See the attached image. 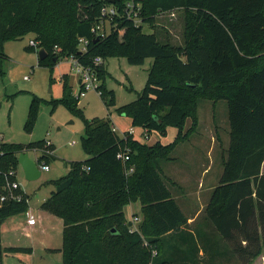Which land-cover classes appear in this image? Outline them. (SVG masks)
Listing matches in <instances>:
<instances>
[{"label": "trees", "instance_id": "1", "mask_svg": "<svg viewBox=\"0 0 264 264\" xmlns=\"http://www.w3.org/2000/svg\"><path fill=\"white\" fill-rule=\"evenodd\" d=\"M127 3L140 21L126 15ZM105 0H0V62L6 41L28 33L47 56L38 65L52 68L62 57L92 67L104 104L115 105L102 81L103 60L118 56L130 64L153 59L138 97L117 107L131 125L161 134L176 129L169 143L142 142L112 129L109 118H83L80 144L84 160H71L65 174L50 179V196L41 208L62 219V264H250L264 253V0H115L111 29L95 35L104 20ZM183 14V42H161L154 30L163 12ZM148 29V30H146ZM80 39L84 51H80ZM95 57L102 62L95 65ZM56 58V61H54ZM63 95L52 101L81 115L78 96L62 80ZM224 99L229 145L222 173L202 209L201 220L188 216L174 198L164 174L176 146L197 132L198 104ZM40 99L32 98L25 128L30 130ZM190 121L186 127L187 121ZM39 149L37 164L54 158L45 139L0 141V223L29 209V194L12 188L18 154ZM124 152L128 159L118 157ZM169 166V165H167ZM132 168V171L129 169ZM10 171L14 173L9 174ZM19 197L20 199H17ZM139 202V231H129L123 208ZM6 252L29 251L5 247Z\"/></svg>", "mask_w": 264, "mask_h": 264}, {"label": "rangeland", "instance_id": "2", "mask_svg": "<svg viewBox=\"0 0 264 264\" xmlns=\"http://www.w3.org/2000/svg\"><path fill=\"white\" fill-rule=\"evenodd\" d=\"M183 25L181 11L163 12L156 17L154 30L159 41L168 39L174 45H181ZM110 29L111 25H107V32ZM33 37L32 33H28L20 39L5 42L10 57L0 62V140L26 143L45 139L53 145L54 158L47 159L49 169H41L38 179L27 180L21 166L16 168V180L28 192L29 202L35 205L52 188V185L47 184L48 180L65 174L69 161L86 158L80 144L84 132L83 118H109L120 135L132 127L130 118L124 113H118L117 107L138 97L153 59L147 57L137 65L118 56L104 59L106 74L102 84L113 91L115 105L107 107L95 88H91L78 97L77 105L82 111L78 115L69 111L62 103L52 106V101L63 95V78L72 87V94L75 97L78 94V71L72 58L62 57L52 68L38 65L39 49H26L29 39ZM34 95L40 102L33 126L27 130L25 122ZM198 117L197 132L176 146L172 152L175 159L164 168V174L177 183L173 186L167 182V185L184 213L195 219L192 224L201 220L202 208L207 198V184L218 183L223 168L222 157L226 155L229 145L228 111L224 99L216 102L201 99ZM132 129L140 141L148 144L155 141L169 143L176 134L173 126H168L164 134L151 131L148 136H144V130L142 132L139 127L133 126ZM28 155L37 162L42 151L32 149L28 151ZM200 180L204 182L201 184ZM123 211L125 218L129 220L133 212L140 213V204L134 202L126 205ZM228 264L237 262L231 261ZM250 264H264V253Z\"/></svg>", "mask_w": 264, "mask_h": 264}, {"label": "crops", "instance_id": "3", "mask_svg": "<svg viewBox=\"0 0 264 264\" xmlns=\"http://www.w3.org/2000/svg\"><path fill=\"white\" fill-rule=\"evenodd\" d=\"M3 50L7 57H10L5 44ZM129 122L131 124V120H129ZM189 124L190 121L188 120L186 127H188ZM132 127H129V129ZM124 132L125 131L122 133ZM133 137L138 139L137 135L134 133ZM261 171L264 172V162L262 163ZM202 182H204V180L199 181L201 184ZM207 185L209 186L207 191L205 190L207 194L205 204L209 198L211 189L216 184L211 185L208 183ZM21 189L28 194L24 188L21 187ZM49 189L48 194L42 196L43 198L37 201L35 205L29 202L28 210L37 218L34 225H28L26 223L25 214L9 216L0 223V264H62V254L60 251L62 245V219L41 208V204L50 196L53 187ZM134 214L138 213L133 212L132 215ZM194 220V218L188 216L189 224H192ZM5 247H26L30 250L6 252L4 250Z\"/></svg>", "mask_w": 264, "mask_h": 264}, {"label": "built area", "instance_id": "4", "mask_svg": "<svg viewBox=\"0 0 264 264\" xmlns=\"http://www.w3.org/2000/svg\"><path fill=\"white\" fill-rule=\"evenodd\" d=\"M127 10H126V15L130 18H132L133 20L136 21V23H138L140 21L139 17H138V8L134 9V7H132L131 3H127ZM101 13L104 17V20H101L99 23L95 24L92 27V32L95 35L101 34L104 35L107 33V25H111V20L113 19L114 16H116L118 14V11L116 9V7L114 6V4H110L107 3L106 5H104L101 8ZM80 41V51H84V46L83 43L84 41L82 39L79 40ZM28 45L32 46V47H37L38 46V41H36L34 38H30L28 41ZM76 68L78 71V94L76 96H83L85 94V91L91 88H96L99 84L100 81L98 79L97 73L95 72V70L92 67H83L81 66L79 63L76 62V60L71 57ZM102 62V58L101 57H95L93 60V63L95 65L100 64ZM112 129L114 131H116L115 127L112 126ZM127 133L133 135L134 131L132 128H130L128 131H126ZM144 136H147L146 133H143ZM118 157H120L122 160H126L128 159L127 154L124 152H120L117 155ZM39 166L40 169H44L47 170L49 168L48 165L46 164H40ZM129 171H132V168L129 169ZM14 172L10 171L9 174L12 175ZM12 188H21L18 182H13L12 183ZM6 198V196H1L0 197V201L4 200ZM17 199H20L19 197H16ZM25 217H26V223L28 225H34L37 221V218L35 217V215L33 213H31L29 210H27L25 213ZM129 221V231L130 232H135V231H139L138 229V223L140 222V217L136 214L132 215V217L128 220Z\"/></svg>", "mask_w": 264, "mask_h": 264}, {"label": "water", "instance_id": "5", "mask_svg": "<svg viewBox=\"0 0 264 264\" xmlns=\"http://www.w3.org/2000/svg\"><path fill=\"white\" fill-rule=\"evenodd\" d=\"M107 3L114 4L115 0H105ZM47 56L46 51L43 48L38 50V59H43ZM56 61V58H54ZM18 163L21 166L24 176L27 180L38 179L41 175V169L37 162L29 157L27 152H21L18 154Z\"/></svg>", "mask_w": 264, "mask_h": 264}]
</instances>
